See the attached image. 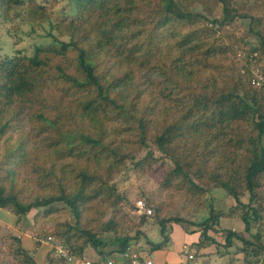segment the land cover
<instances>
[{
  "label": "trees",
  "instance_id": "obj_1",
  "mask_svg": "<svg viewBox=\"0 0 264 264\" xmlns=\"http://www.w3.org/2000/svg\"><path fill=\"white\" fill-rule=\"evenodd\" d=\"M63 1L0 0V22L26 16L47 24L54 40L29 55L0 54V141L16 118L30 128L5 143L0 208L19 222L32 209L65 206L74 220L50 236L77 256L91 243L104 259L130 246L140 230L117 232L110 218L95 231L83 216L87 205L105 195L116 207L124 198L119 174L170 162L165 189L201 200L218 187L234 205L225 212L210 200L207 214L190 218L161 216L162 206L153 205L162 239L150 242L152 250L169 245L176 223L195 236L186 247L196 257L208 259L214 234L224 230L226 253L235 239L243 244L230 260L257 264L264 243L250 229L264 210V69L257 85L251 67L264 59V0ZM211 4L219 10L212 18L195 10ZM233 215L243 235L222 225V216ZM148 216L140 215L139 224ZM10 237L19 243V264H38L20 237ZM110 244L119 249L103 250ZM54 264L66 263L57 256Z\"/></svg>",
  "mask_w": 264,
  "mask_h": 264
},
{
  "label": "rangeland",
  "instance_id": "obj_2",
  "mask_svg": "<svg viewBox=\"0 0 264 264\" xmlns=\"http://www.w3.org/2000/svg\"><path fill=\"white\" fill-rule=\"evenodd\" d=\"M62 5H68V2L64 0ZM211 6L214 7L212 4ZM212 7L203 6L201 8L200 6H196L195 10L202 11L204 14L212 18L214 14L215 16L219 14L218 8L214 7V12ZM22 11H24V13L26 12L24 8ZM56 12H59V6H56ZM42 25L39 23H30L26 16L25 18H16L12 16L9 22H0V54L7 53L8 56H11L14 55L17 50H21L22 54L26 53L29 55L33 52L35 45L53 42L54 40L52 37H47V29L49 26L45 23ZM6 32H10L11 36H8ZM63 39L67 38L64 37ZM241 57L242 56L240 55L239 51L236 52L235 59L240 66L245 64V61L242 60ZM262 60L263 61H261L259 67L256 64H253L251 67L253 70V80L254 78H257V85L262 83L264 59ZM261 67L262 69H260ZM16 111H18V107H15L11 112ZM21 113L23 116L24 112L21 111ZM14 123L15 124L13 128H11L4 135V137L7 138V141L4 139L0 141V159L2 158V152L4 150L5 143L13 144L16 142L18 140L17 138L19 137V132L25 137L30 132L27 120L16 118ZM63 125L68 126L67 123ZM156 155H159V153L157 152ZM154 165L155 168L147 172L131 169L119 174L116 179V186L117 191L124 196L123 200L116 207H113L111 206V203L114 198L112 197L105 199L106 196L101 195L87 205V209L83 216L85 219L91 221V225H93V229L95 231H99L102 228V223L108 221L110 218H113V220L117 221V232L125 231L129 235L135 236L136 231L140 230L139 237L136 240H133L132 244L128 247L139 252L141 255L150 256L151 258L158 261V259L163 260L165 250L164 248L156 250H152L151 248L150 242H158L162 239L159 225L153 221V205L162 206V214H160L161 216L168 217L178 214L181 217L183 216L190 218L191 216H196L200 213L207 214L209 210L207 205L210 203V200L213 207L225 212L228 211L227 209L229 207L234 205V202H231L226 192L218 187L213 188L210 193L205 194L201 200H197V198L184 200L179 197V194L176 191L171 190L170 188H164L166 172L171 165L170 162H158ZM26 189L29 190V187ZM261 189L263 191L262 194L264 197V186ZM138 199H142L152 210L151 214H148L149 218H147V221L142 225L139 224V218L140 215L143 214L140 213L135 206ZM243 200L246 201L247 197L244 196ZM258 202H260L259 199L257 203ZM2 209L3 208H1L0 211H7L8 213H11L6 209ZM45 210L46 208L44 207L38 210L32 209L19 222H16L15 215L14 218L12 220H8L7 223L0 221V264H19L18 259L15 257V251L19 243L14 241L10 236L20 237V231H22L24 237L21 245L22 243L23 245H27L28 241L33 237L32 233H34L36 238H46L47 235H51L52 230H54L57 225H62L64 221L74 220L73 212L65 206L58 205L57 207L49 208L46 212H44ZM221 223L224 227L233 228L237 230L240 235H243L242 230H244V224L240 218L237 217V215L222 216ZM171 226L183 229L180 224L173 223ZM250 231L252 233L259 231L262 236L261 241L264 243V210H262L261 218L257 222L252 223ZM225 235L226 231L218 230V232L214 234L217 243L209 245L206 249L209 255L208 259L212 261V264H236L231 261L236 256L233 252L236 249V245L242 246L243 244L240 240L235 239L236 245L231 246L228 249L229 253H226L225 247L221 244L224 241ZM244 237L247 238L249 235L245 234ZM54 239L57 241H53L54 244L57 243V246H59V244L63 245L60 241V238L55 237ZM168 246L170 247V244ZM24 248L30 252H33L27 247ZM112 249H119V245L110 244V246L105 247L103 250L109 252ZM184 250H188L187 247ZM123 251H114L107 256L113 257L117 261H121L123 260L121 256ZM53 254V259L51 260H49V256L47 254V260L44 264H54L58 253L54 252ZM94 255H97V253L93 245L88 243V245L84 248L82 256H86L95 260L92 257ZM237 256H241V254H238ZM263 257L264 256L259 258L260 261H258L257 264H264Z\"/></svg>",
  "mask_w": 264,
  "mask_h": 264
},
{
  "label": "built area",
  "instance_id": "obj_3",
  "mask_svg": "<svg viewBox=\"0 0 264 264\" xmlns=\"http://www.w3.org/2000/svg\"><path fill=\"white\" fill-rule=\"evenodd\" d=\"M136 209L142 214H151L152 210L146 205L142 199L136 201ZM32 244V249L37 250L42 243H49L51 249L58 253L66 264H172L169 261H156L150 256L141 255L139 252L126 247V249L121 253L123 260L117 261L113 257H106L104 259L93 260L86 256H77L71 253L63 245L57 246L53 241H56L52 236H47L46 238L38 237L34 239ZM57 242V241H56ZM212 261L208 259H201L196 257V255L189 250H184L180 255L178 261L174 264H212Z\"/></svg>",
  "mask_w": 264,
  "mask_h": 264
},
{
  "label": "crops",
  "instance_id": "obj_4",
  "mask_svg": "<svg viewBox=\"0 0 264 264\" xmlns=\"http://www.w3.org/2000/svg\"><path fill=\"white\" fill-rule=\"evenodd\" d=\"M0 210H1V208H0ZM13 218H14V214L8 213L7 211L6 212L0 211V221L7 223L8 220H12ZM20 234H21L20 239L22 242L23 237H24L22 231H20ZM32 235H33V237H32V239H30L28 241L27 245H23V243H22V245L24 247H27L29 250L33 251L32 253H33L34 260L38 264H44L46 259H47V253L50 251L49 249L51 248V245L48 243H42L37 250H33L32 244L35 241L34 240L35 235H34V233H32ZM170 239H171L170 243H169L170 247L167 246L166 248H164L165 254H164L163 260L158 259V261H169L170 263L174 264L178 261L182 250H184L186 248V246L188 245V243L190 241L195 239V236L187 235V234H185L183 229L173 226L172 232L170 234ZM92 257L95 260L100 259L98 254L94 255Z\"/></svg>",
  "mask_w": 264,
  "mask_h": 264
}]
</instances>
